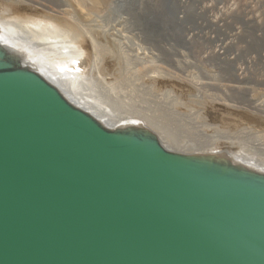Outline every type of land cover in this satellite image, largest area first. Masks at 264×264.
<instances>
[{"label":"bare ground","instance_id":"bare-ground-1","mask_svg":"<svg viewBox=\"0 0 264 264\" xmlns=\"http://www.w3.org/2000/svg\"><path fill=\"white\" fill-rule=\"evenodd\" d=\"M195 2L193 0L184 8L178 0H74L78 18H51L26 10L10 11L9 15L0 17V49L8 52L10 58L21 59L24 68L37 72L71 106L111 133L135 134L138 142L150 150L153 145L149 141L154 136L173 154L203 163L230 158L236 165L264 173L261 166L264 161L257 157L245 159L243 154L238 156L227 152L228 149L218 148L196 153L188 146L175 143L166 135L168 132L147 117L129 111L116 112L112 110L113 104L102 103L90 94L82 95L78 88L84 84V78L90 76L86 71L90 69V74H101L97 57L98 34L90 28L84 33L95 51L92 61L87 47L81 43L83 37L77 38L74 33L76 41L60 46L51 40L54 35L45 34L50 28L72 33L77 22L85 17L104 22L103 33L99 36L122 37L125 41L122 31L114 27L111 30L117 33H109L105 27L121 26L128 11L131 20L149 30L148 37L166 32L167 40L177 36L184 39L185 47L193 48L195 41L188 40L187 32L197 21ZM182 11L186 15L184 20L178 17ZM231 51L232 48L228 50ZM223 62L227 67L232 64L233 69L225 67L233 73V63L228 62V58ZM8 92L12 94L4 96L0 92V99L14 103V106L4 101L0 103V137L11 143L0 144V151H3L0 170L4 171H0V264H264V246H259L263 238L238 227L232 214L210 210L208 200L202 199L197 206L194 193L179 186L178 190H173L166 182L140 168L132 156L117 153L87 133L76 134V137L73 134L76 129L69 127L53 98L39 93L36 96L32 92ZM42 128L47 129L46 134L32 139L31 130ZM63 128L65 131H61ZM163 136L181 149L168 148ZM57 140L69 142L72 147L63 150L55 144ZM17 147L25 149L23 151L30 156H26L27 160L37 157L45 162L47 170L42 166L38 168L40 171L26 169L25 163L12 157L14 151L23 152ZM218 167L222 170L227 166L223 163ZM54 172L65 179L58 178ZM16 176H24L20 183L26 188L21 193L10 191L8 186ZM213 182L217 183L215 178L206 183ZM94 183L103 187V191L93 189ZM99 239L107 241V245ZM96 242H101L103 247L98 248Z\"/></svg>","mask_w":264,"mask_h":264},{"label":"rangeland","instance_id":"rangeland-1","mask_svg":"<svg viewBox=\"0 0 264 264\" xmlns=\"http://www.w3.org/2000/svg\"><path fill=\"white\" fill-rule=\"evenodd\" d=\"M73 3L74 0H0V17L9 15L10 11L26 10L51 18H78ZM215 4L214 0H208L202 6L210 12L209 20L196 21L189 27V39L195 41L193 48L185 47L184 39L177 36L167 40L166 32L148 37L149 30L131 20L128 11L121 26L112 22L113 27H105L109 33H117L111 30L114 27L122 31L125 41L122 37L99 36L104 22L85 17L77 22L72 33L50 28L45 34L54 35L51 40L62 46L83 37L81 43L87 47L90 61L95 51L84 33L90 28L98 34L97 57L102 75L90 74L88 69L86 73L91 77L86 76L78 88L82 95L90 94L102 103L113 104L112 110L116 112L129 111L147 117L168 132L166 135L175 143L188 146L196 153L228 149L227 152L238 156L243 154L245 159L257 157L264 161V45H261L264 43V0H226L221 16ZM165 23L167 27L168 22ZM231 48L229 58L234 62V75L225 73L223 63L217 60L218 54L222 51L225 54ZM228 66L232 68V64ZM100 77L107 81L103 82ZM72 98L84 106L78 98ZM163 138L168 148L181 149Z\"/></svg>","mask_w":264,"mask_h":264},{"label":"water","instance_id":"water-1","mask_svg":"<svg viewBox=\"0 0 264 264\" xmlns=\"http://www.w3.org/2000/svg\"><path fill=\"white\" fill-rule=\"evenodd\" d=\"M22 64L21 59L10 58L8 52L0 49V92L3 93V95L12 94L8 91H22L29 94L32 92V94L34 93L36 96L43 95L53 98L59 106L60 113H62V116L67 120L70 126L67 125L70 128L72 126L76 129V131L73 132L76 137H78L76 134L86 135L85 133H87L99 140L98 142L101 141L105 145H108L117 153L125 156H132L135 158L134 160L140 168H144L150 175L166 182L173 190H178L177 186H179L184 190L194 193L197 196L196 201L194 200L197 206L200 205L199 201L202 199L203 201L208 200L210 202L208 205L210 210L215 209L232 214L238 227L244 228L248 233H256L264 240V173H259L249 168L242 167L241 165H236L230 158H217L214 159L212 164L173 154L165 150L154 136H152L149 141L153 145V150L146 149L144 145L138 142L139 138L135 134L129 132L111 133L101 128L91 117H88L71 106L56 89L49 86L41 79L37 72L24 68ZM3 101L9 106L13 103L1 98L0 103L2 104ZM22 107L24 108V106ZM36 112L39 114L43 113L40 110ZM65 129L61 131H65ZM46 130L45 128H42V130H31L30 136L32 139L44 136ZM70 134L72 135V133ZM63 135L64 134H62V136ZM1 143H4L2 145H5V143L11 144L8 139L0 137V144ZM55 144L63 150L72 147L69 142L63 143L62 140H57ZM18 149L21 151L25 150L23 147ZM2 153L3 151H0V155ZM22 156L26 159L21 158ZM26 156L30 157L24 151L12 152V157L18 158L25 163L24 167L26 169L31 168L35 171H40L38 168L42 166L47 170L46 166L48 165L45 162L40 161L37 157L29 158L31 160L29 161ZM223 163H225L227 167L221 170L218 166ZM0 171L4 172L2 170ZM5 172L8 173L7 171ZM55 175L60 179H65L63 176L59 177V173L58 175L55 173ZM122 178L127 179L126 177ZM211 178H215L217 183H206L208 180H211ZM23 179L24 176L12 178L11 181L13 183L8 185L10 191L15 193L24 191L23 189L26 187H22L20 183ZM208 184L212 187H209ZM17 187L18 189H15ZM92 188L99 191H103L104 189L96 183H94ZM116 193L119 194L120 192L117 191ZM191 197L192 195L190 193V198ZM89 226L95 227L96 225ZM85 227L90 229V227L88 228L87 226L83 228ZM106 233H109L108 230ZM99 240L104 243L105 246L108 243L102 239ZM101 242L95 243L100 249L103 247ZM263 242L264 241L260 240L259 246L263 247Z\"/></svg>","mask_w":264,"mask_h":264},{"label":"built area","instance_id":"built-area-1","mask_svg":"<svg viewBox=\"0 0 264 264\" xmlns=\"http://www.w3.org/2000/svg\"><path fill=\"white\" fill-rule=\"evenodd\" d=\"M193 0H178L180 6H184V8H186V6L190 5L192 3ZM208 0H196V2L194 3L195 4V16L196 17V20L199 21V20H209V16H210V12L209 11H206L204 10V8L202 7ZM216 2V7L218 6V10H219V15L221 16L222 15V12H223V6H224V3L226 2V0H214ZM233 1V0H232ZM179 19L181 20H184L186 15H185V11H182L180 14H179ZM211 17V16H210ZM190 33V29L188 28V32L187 34L189 35ZM190 36H188V40ZM225 55L223 54V51L221 52V54H218V58H220V62L221 63H225L223 61H227L226 59L228 58V61L229 62H232L230 61V58H229V55L230 53L232 52H228L225 51ZM222 56V57H220ZM228 63V62H227ZM233 63V66H234V62ZM224 66L225 69H223V71L229 75H234V72L232 73L230 70H226V65L224 64H221ZM226 66V67H225ZM227 68H230L229 66Z\"/></svg>","mask_w":264,"mask_h":264}]
</instances>
